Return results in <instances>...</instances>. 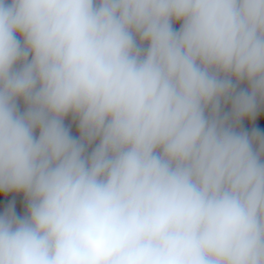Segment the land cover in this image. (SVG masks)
Wrapping results in <instances>:
<instances>
[{
  "label": "clouds",
  "instance_id": "obj_1",
  "mask_svg": "<svg viewBox=\"0 0 264 264\" xmlns=\"http://www.w3.org/2000/svg\"><path fill=\"white\" fill-rule=\"evenodd\" d=\"M261 112L264 0H0V264H264Z\"/></svg>",
  "mask_w": 264,
  "mask_h": 264
},
{
  "label": "crops",
  "instance_id": "obj_2",
  "mask_svg": "<svg viewBox=\"0 0 264 264\" xmlns=\"http://www.w3.org/2000/svg\"><path fill=\"white\" fill-rule=\"evenodd\" d=\"M261 118H264V112H261L258 115V120ZM244 126L246 128L255 127L256 122H253L250 124L248 121H245ZM73 133L75 134V128H73ZM8 199L9 200L15 199L17 201V210L22 214V212H23V198H22V196H9ZM0 211H2V208H0Z\"/></svg>",
  "mask_w": 264,
  "mask_h": 264
}]
</instances>
